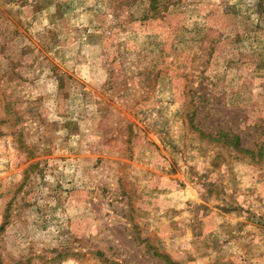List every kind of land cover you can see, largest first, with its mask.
Segmentation results:
<instances>
[{
	"label": "rangeland",
	"instance_id": "1",
	"mask_svg": "<svg viewBox=\"0 0 264 264\" xmlns=\"http://www.w3.org/2000/svg\"><path fill=\"white\" fill-rule=\"evenodd\" d=\"M0 264H264V0H0Z\"/></svg>",
	"mask_w": 264,
	"mask_h": 264
}]
</instances>
